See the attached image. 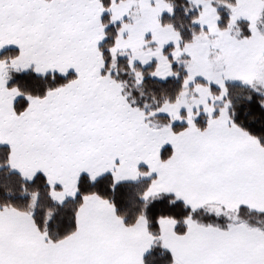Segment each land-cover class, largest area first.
<instances>
[{
	"label": "snow or ice",
	"instance_id": "obj_1",
	"mask_svg": "<svg viewBox=\"0 0 264 264\" xmlns=\"http://www.w3.org/2000/svg\"><path fill=\"white\" fill-rule=\"evenodd\" d=\"M0 264H264V0H0Z\"/></svg>",
	"mask_w": 264,
	"mask_h": 264
}]
</instances>
